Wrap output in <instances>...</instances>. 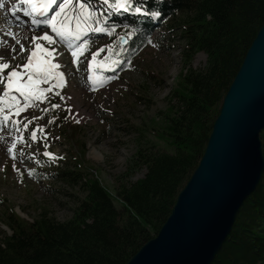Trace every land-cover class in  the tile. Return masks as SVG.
<instances>
[{
  "label": "trees",
  "instance_id": "obj_1",
  "mask_svg": "<svg viewBox=\"0 0 264 264\" xmlns=\"http://www.w3.org/2000/svg\"><path fill=\"white\" fill-rule=\"evenodd\" d=\"M108 5L101 0L93 9L111 7L116 15L108 19L112 24L138 27L130 40L131 54L144 46L146 28L156 24L184 42V70L159 126V135L173 150H137L130 168L143 165L146 172L135 181L119 179L115 191L121 207L98 176L83 175L81 159L73 168H35L36 175L79 184L83 195L65 220L46 209L28 220L6 205L0 223L9 232L0 237V264H125L171 213L205 150L223 97L264 23V0H133L124 8L110 0ZM154 12L159 16L150 15ZM199 51L207 55L203 68L191 64ZM54 101L64 103L61 95ZM70 127V137L79 144L78 126ZM261 140L264 151V129ZM211 264H264V171Z\"/></svg>",
  "mask_w": 264,
  "mask_h": 264
},
{
  "label": "rangeland",
  "instance_id": "obj_2",
  "mask_svg": "<svg viewBox=\"0 0 264 264\" xmlns=\"http://www.w3.org/2000/svg\"><path fill=\"white\" fill-rule=\"evenodd\" d=\"M100 1L84 0L91 9ZM109 1L104 0V3L109 6ZM19 2L0 0V38H7L8 31L20 25L26 32H33L29 40H20L25 52L17 55L20 52L17 48L2 51L0 62H10V67L22 65L37 42L33 37H42L47 31L53 36V42L49 44L43 39L38 42L49 50L55 49L51 58L59 67L53 69V73L60 72L63 76L41 83L39 87L49 89L44 93L45 99L29 101L19 112L9 107L10 98H19V93L13 89L5 94L0 82V97H3L0 99V210L10 206L28 220H33L44 209L59 220L70 218L83 195L79 184L72 186L36 175L34 169L73 168L79 159L84 164L83 175L98 176L114 194L116 205L121 207L115 191L119 179L135 181L146 172L143 165L130 168L137 150L140 147L173 150L170 142L159 135V126L174 99L178 76L184 70V42L164 25L156 24L146 28L147 31L144 29L147 35L144 46L131 54L130 40L138 27L112 24L108 19L116 15L111 7H96L84 34L72 41L75 47H70L68 41L51 31L50 25L41 27L40 23L32 29L26 22H11L15 17L9 13L16 9L12 5L17 3V8L23 9L18 7ZM55 9L43 19L49 18ZM97 19L99 25L95 23ZM72 26H75L74 21ZM97 26L104 31H95ZM85 40L87 44L80 48ZM92 53H96L95 57ZM206 59V53L199 51L191 64L203 68ZM6 71L3 70L5 79ZM58 95L64 99L62 105L54 101ZM19 103L23 105L22 98ZM70 124L79 128L76 134L79 144L69 135ZM46 152L53 155H45ZM3 231L9 232V229L0 223V237Z\"/></svg>",
  "mask_w": 264,
  "mask_h": 264
},
{
  "label": "water",
  "instance_id": "obj_3",
  "mask_svg": "<svg viewBox=\"0 0 264 264\" xmlns=\"http://www.w3.org/2000/svg\"><path fill=\"white\" fill-rule=\"evenodd\" d=\"M263 129L264 23L223 97L205 150L171 213L125 264H211L263 174Z\"/></svg>",
  "mask_w": 264,
  "mask_h": 264
},
{
  "label": "snow or ice",
  "instance_id": "obj_4",
  "mask_svg": "<svg viewBox=\"0 0 264 264\" xmlns=\"http://www.w3.org/2000/svg\"><path fill=\"white\" fill-rule=\"evenodd\" d=\"M29 5L32 13H40L43 15L52 7L56 0H25ZM107 2V0H105ZM119 7L124 8L130 4H133V0H117ZM135 12L139 13L142 11L140 7H134ZM27 11V10H26ZM71 11V14H70ZM94 10L90 8L89 4L84 2V0H62L59 3V6L54 10L52 15L44 19L33 20L34 24H46L50 25L51 31L59 36L62 40L68 41L70 47H75L72 44V41L78 40L85 32V29L88 27L89 20H93L92 12ZM150 15L159 16V12L150 13ZM106 18V17H105ZM75 22V26H72V22ZM99 25V20L95 21ZM95 31L101 32L104 31L103 28L97 26ZM131 35V33H129ZM40 39L47 41L49 44L53 42V36L50 35L47 31L43 32L42 37H33L35 46L30 49L29 54L26 57V62L22 65H17L10 67V62H0V82L3 83V91L5 94L11 92L13 89L19 93L18 97H11L12 103L9 104V107H14L17 112L23 110V107L28 106L29 101L34 100H43L45 99L44 93L49 89L41 88L39 85L41 83L48 82L54 78V76H63V73H53V69L59 67L57 63L52 62V52L55 49L49 50L45 48L44 45L38 42ZM87 44V40L84 41L80 48H83ZM15 51V49H13ZM25 52L24 46L20 45V53ZM95 57L96 53H92ZM77 56V52L73 51V57ZM3 58L0 57V61ZM20 68L22 71H18ZM3 70L6 71V79L3 75ZM26 79H21L25 77ZM59 86V85H57ZM23 99V105L19 103V99ZM3 99V97H0ZM52 107H57L52 105ZM35 119V117H33ZM39 127V126H38ZM33 139H35V130L32 133ZM11 152V149H9ZM45 155L52 156L50 152H46Z\"/></svg>",
  "mask_w": 264,
  "mask_h": 264
},
{
  "label": "bare ground",
  "instance_id": "obj_5",
  "mask_svg": "<svg viewBox=\"0 0 264 264\" xmlns=\"http://www.w3.org/2000/svg\"><path fill=\"white\" fill-rule=\"evenodd\" d=\"M20 3H22V0H20L19 5H20ZM12 6L14 7V9L15 8L16 9H15L14 12H10L9 13V15L15 17V20L12 19L11 22H22V24H24L23 22H26L30 27H32V29H33V27L38 26L40 24L39 23V24H35L34 25V23H32V21L34 19L42 21V20H44L43 17L47 16L48 13H49V11H47L46 13L41 15L40 13L37 12L35 16H31V15H28L24 11V7L23 6H22L23 7V11H22V9L20 10V9L17 8V3H14ZM53 6H54V4L52 5V7ZM26 23H25V26H28ZM43 25H45V24H41L40 26L43 27ZM22 27L23 26L20 25L19 27H16V28H14L12 30H9L8 34H7V38H5V39L4 38H0V52L6 51V50L12 49V48H17L18 50H20L19 44H21V41L23 42V41L29 40L30 35H31V33L33 31L30 30L29 32L28 31L26 32L24 29H22ZM34 31H35V29H34Z\"/></svg>",
  "mask_w": 264,
  "mask_h": 264
}]
</instances>
